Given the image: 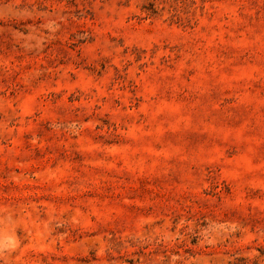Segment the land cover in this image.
Wrapping results in <instances>:
<instances>
[{"label": "rangeland", "instance_id": "obj_1", "mask_svg": "<svg viewBox=\"0 0 264 264\" xmlns=\"http://www.w3.org/2000/svg\"><path fill=\"white\" fill-rule=\"evenodd\" d=\"M0 264H264V0H0Z\"/></svg>", "mask_w": 264, "mask_h": 264}]
</instances>
